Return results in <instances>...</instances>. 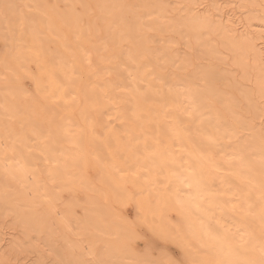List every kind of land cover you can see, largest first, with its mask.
<instances>
[{
	"label": "bare ground",
	"instance_id": "1",
	"mask_svg": "<svg viewBox=\"0 0 264 264\" xmlns=\"http://www.w3.org/2000/svg\"><path fill=\"white\" fill-rule=\"evenodd\" d=\"M57 1L58 0L53 2ZM183 1L185 2L186 0H182V2ZM188 1L189 0L184 3V6L182 5L183 7L181 10L183 11V15L182 13H179L180 15L178 17L175 16V19L177 18L178 20L175 21V23L172 21L167 26L162 25L157 21L158 15L167 10V8H164L165 3L163 4V0H140L141 4L137 2L139 3L138 7L144 13L146 20L148 19L147 22H151V24L148 22L147 26H152V29L157 35L169 30V32L172 31L175 35L179 36L178 40H180V37L183 38L180 40V44L183 40L184 44L188 41V43L190 42L193 46L189 40L191 37L195 42V47H200L199 50L202 49L203 51V53L202 51H200V53L194 52L197 55L192 53V57L193 55H196L199 59L201 57L200 54H204L207 57L206 62H204V58L203 62L199 61L197 58H194L197 60L194 61V59L192 60V57L188 55L189 53H187L189 50L187 52H182L180 50L181 52L179 54L184 53L180 56L176 54L172 55L169 50L171 49L169 48L170 46L163 45L164 48L161 50V54L164 58L169 60L171 65L173 64L174 67L176 66L174 70L176 85L163 88L160 86L162 89H158L159 87L155 84L157 83V79H155V76L153 75L154 73L147 68L148 64L145 65L144 63L145 61H152L153 58L145 47L146 39L144 38V32H142L146 21H143L142 17L140 18L138 14L135 13L136 9H139L137 7L135 9L134 6L136 5L133 4L132 8H127V6H122L123 3L119 0H92L93 10L98 17V25L101 27V30H99L92 25L87 26L85 23L86 26L83 25L77 12L72 11L69 7L63 12L60 10L61 12H56L55 15L53 14V16H50L52 20H46L47 17L44 16L45 14L42 15L43 12L40 11L43 9L41 6L44 7V5H42V0L34 3L32 2V5L34 6L33 9L37 6L36 9H38L39 12L38 14L33 13L34 9L29 15L26 13V17H32L35 14L31 19L33 20L36 16L40 21L38 22L36 19V22H34L35 20L32 22L29 18V21L31 22H24L23 20L28 19L22 18L23 25L25 26L27 23L25 26L27 30L24 27L23 29L26 30L24 33L22 29L25 43L22 44V48L21 46L20 48L24 51L23 53L26 52L25 55H27L29 60H33L32 64L33 62L36 64V75L34 76V71L32 72L33 74H31L33 77L28 74L33 78L32 80L35 84V90L34 88L33 90L35 91V94L33 96H28L26 94L23 95L22 90L19 89L21 92H16L17 99L14 92L15 97L12 96L14 100L9 97L10 101H8V103H6V101L4 105H0V109L3 113L7 116L9 115L11 118H7L9 119L8 123L13 122L16 124L15 131L11 127H2L3 125L0 121V178L2 179H0V205L8 207L12 211V214L17 218L21 233H24L23 235H25L26 238L27 235L29 236V232L33 233V229L34 233H36V231L47 232L49 230L51 233L50 227L47 226L49 223H47V225L44 223L48 214L45 216V212L42 210V212H44L42 215L45 216V218H43L41 212H39L36 207H33L32 204L34 202H44L46 204L44 207H47V211L55 213L53 212L54 200L56 198L58 200L59 197L58 191H56L58 197H56L57 194H55V199L52 197V193H50L53 192L54 184L51 186L52 189H50L52 191L48 188H43L42 181H38L41 178H38V176H40V171H42V175H45L46 173V177L43 176L46 179L49 173L48 177L51 179L50 183L53 180H57V182L64 187H66L65 184H70V188L74 190L80 188L86 192L93 193V196L97 195V197L100 196L102 198L103 179L101 180V177L103 176L112 187L108 190H113L114 193L117 192L115 193L117 194L116 198H118L120 192L123 194V187L126 183H132L138 191L143 190L145 193L150 192V194L153 195L152 200H150L147 194L143 199V194L141 192H139V194L141 193L142 196L138 194L141 199L138 201L139 206L137 207H140L142 214L146 217L150 214H152V216H158L156 214H159L158 210L161 207L171 209L190 223L191 226L195 228L199 238H201L210 248L213 247V238L214 244L218 242L221 245L222 250L225 248L232 254H236L242 264H264V133H262L264 132V125L261 127L263 130L260 129L259 126L258 128L261 131L256 130L255 132L257 135H254L253 132L250 133L252 127L248 126V124L244 125L246 123L241 122L242 125H240L239 129L244 127L245 129H243L245 132L247 129V135L244 134L245 136H243L241 133L243 137L239 136L238 141L234 143L233 140L234 144L232 146L230 144V155L232 160L229 174H226V176L229 178L227 182L231 187L229 193L231 194L230 200L232 201V211L228 214L226 213L227 211L224 210L223 213L232 221L234 232L231 233L225 231L219 227L216 222H210L206 213L200 210V201L198 202L199 204L193 208H191L192 206H189V209L187 210L188 212H186V209H183V207H186L189 203L188 201H183L187 200L186 194H178L175 190L181 180L182 183L189 184V186L186 187L187 192L189 191V193L196 196L197 199L198 192L209 194L210 187L215 183L218 184L210 169L211 166H215L217 163H211L207 157H210L208 155L215 150V146L218 143L217 140L224 135H220L222 132L218 131V126L225 122L221 125L224 126L228 122L229 116L232 118L231 112L229 111H232V108L233 111L235 110L234 108H240L239 103L241 102V99L245 97L242 101L244 103L242 104L241 102L242 105L245 104L243 107L244 109L252 108L255 115L257 112H263L262 115L264 114V109L260 110L261 107L259 108L257 106V98V101L253 98L252 94H254V92H251L255 88L257 97L259 99L264 97V24H257L255 21L256 25L250 24L249 26H246L243 31H239L237 28L238 22L236 23V20L230 18L228 15L224 17L222 14L223 11L221 12L222 8L215 7L212 2L211 4H209V2V5L203 4L204 8L198 10L197 6L194 5L198 0H191V3ZM261 1L264 2V0ZM50 2L51 1H49V3ZM76 2V4H81L80 6L82 7V10H86L85 13H87V9L91 8L87 4V1L85 4H87L88 8H84L85 4L82 3L81 0H77ZM49 3L47 2V4ZM202 3H204V0H199L198 4L202 5ZM67 4H69V2H67ZM54 5L55 4L53 3V6ZM73 5L71 7H73ZM8 7L6 9L13 11V8L11 10V7ZM55 8H52L54 9V12L53 10H51V12L55 13ZM43 11L47 12V10L44 9ZM251 11L254 10L252 9ZM14 15L16 17L17 14L14 13ZM15 17L14 19H16ZM251 18H253L254 22L255 16H251ZM140 21L144 23L142 24ZM12 24L13 23H11V25ZM15 24L16 25L13 27L16 28L17 23ZM140 24L141 26L143 25V28ZM11 25H9V32H11V28H13ZM13 29V32L10 33L12 35H14L13 33L15 32ZM16 30H18V28H16ZM100 33L103 35V39L106 42L117 45L120 40H124L128 45H131L126 53H122V50L120 51L119 49L116 51V54L119 57L118 60L123 61V65H120L121 62L116 65L112 59L106 55H100L98 53L96 55V52H98L100 47L94 46L93 37L100 36ZM18 36H20L19 33H16L13 38L11 36L10 38L16 39ZM21 37L20 43L22 42ZM1 39L3 40L2 37ZM178 40L177 42H179ZM50 43L57 48L53 46L55 49H52L49 45ZM83 44L91 45V64L86 61L82 53L83 49H81V46ZM19 45L20 44H18V47ZM160 48H162V46ZM184 48L182 47V50ZM199 50L197 49L196 51ZM191 51L192 50H190V52ZM19 54L20 53L16 56H19ZM228 57L230 63L241 70L242 80L245 81L249 75L253 76L251 86L253 85L254 87L252 86L251 91L248 90L247 87L244 88L245 85L243 86L242 81L241 83L239 82L240 80L236 82L229 81L230 76L227 72L229 70L224 69L225 67L221 65L222 62L225 63V61L228 60ZM0 58L2 57L0 56ZM5 60L8 59L5 58ZM13 62L14 61H12V63ZM152 62L149 64L153 65L154 70L158 73L157 65L154 64V60ZM19 64L20 63L18 62L16 65L19 67ZM14 68L16 69L17 67ZM103 69L108 74L109 78L116 80L121 85L123 91L110 86V82L108 83L106 80L104 81L103 74H99V71ZM129 70L132 73H129ZM130 74H133V78L130 77ZM196 78L201 80L204 79L203 85L201 82L198 83ZM29 80L31 79L29 78ZM153 80H155V83H153ZM247 80H250V77ZM130 82H132L131 84L133 87L130 86L131 84L129 85ZM217 83L222 86L225 85L227 88L229 87V91L231 90L230 93L233 92V94H231L233 97H229V94L226 96L227 93L222 91ZM178 84L183 88L180 96L185 99L187 102L186 105H183L177 99L178 93L176 87ZM113 91L116 95H121L114 97L115 94ZM109 93L112 94L109 95ZM238 94H242L243 98L239 97ZM7 96H9V93ZM119 97L123 98L122 101ZM114 98H118L119 100H114ZM115 101L123 102L124 109L122 111L114 109V105L118 103ZM155 101L158 103H165L167 112L173 118L170 124L167 125L164 121L160 120L159 111L154 104ZM3 113H1V116ZM110 115H114L113 120L118 121L117 124L119 127H116L115 124H112L111 120L107 119ZM257 115L260 114L258 113ZM220 121H222V123ZM233 124L235 125L234 122ZM181 126L182 128L189 129L187 132L182 131ZM226 126L228 129L231 128V126H228V123ZM255 126L257 125L255 124ZM99 129L105 134L104 137L103 134L101 138L99 137ZM145 129H150V131H153L158 135L156 136L155 134L156 137H152V139L145 138L141 142H136V139L139 137L134 136L139 133L141 134ZM237 129L238 127L236 126L235 131H237ZM234 134L235 133L232 132V136H234ZM236 134H238V132ZM210 136L212 139H208ZM235 137L236 136H234V138ZM173 139L175 142L172 141ZM176 140L178 141V146ZM230 141H232V138ZM249 142H252V146ZM148 143H151L149 146L155 145L156 149L154 151H151V148L148 149ZM64 147H67V149L72 152H70V154L68 153L69 151L65 153L67 149ZM176 147L177 150H175ZM148 150L149 152L151 151V156H149ZM100 151L103 152L102 155L105 153L104 156L107 155L110 160L117 165L118 168L116 171H112L108 166L109 168H105L104 172H102L103 175L101 176L102 163H100ZM39 156L43 157L41 158ZM40 159H46V161H48H43L47 168L46 172L39 169L40 166L38 162L41 161ZM84 163L93 168L99 167L100 175L97 176L96 174L100 180V183H98L99 187H92L90 183L86 182L87 179H85L86 181H83L79 178L73 179L74 177L71 178L70 175L68 177V174L71 173V169L75 171L74 168H77ZM40 165L44 167L41 163ZM43 167H41V169H43ZM45 167L44 169H46ZM183 167L185 168L184 171H182ZM79 168L78 171L80 170ZM143 170H145V172ZM175 171H180V174H175ZM123 172L126 173L124 174ZM143 175H146V179H142ZM221 177H225V174ZM93 179H95V177ZM96 180L98 179L96 178ZM160 180H164L166 184L156 192L155 187L152 185L160 182ZM250 181L256 184V191L259 192V199L255 198L253 192H251V189L249 188ZM223 182L224 180L222 183ZM45 183L46 185H50L49 179L48 182L45 180ZM52 183H54V181ZM109 184L107 183V186ZM10 186L14 187L13 189L10 188L11 191L8 190V187ZM68 191L70 192V190ZM91 193L89 195H91ZM126 195H122L123 198ZM13 197L19 200L25 208L20 204L19 207L23 206L22 208H19L17 206L18 204L15 206L12 199ZM74 198L76 199V197H73L71 201L69 200V203L67 201V205H70L71 203V206L73 207L74 205L72 204L74 201L72 202V200ZM119 198L121 199V196ZM127 198L129 199L130 196H127ZM132 200H134V197ZM118 201L119 200H117V203ZM88 205L90 211L83 212L85 214H83L84 218L86 214H89L88 218H85L86 221H89V226H87V228L92 229L96 226H102L105 228L106 224L104 222V216L107 214H104L105 209L103 208L105 207L103 206L102 208L95 205L94 202H90ZM251 206L253 208H251ZM133 207L136 208L135 205ZM68 208L69 207L67 206L66 210H62V213L58 211L61 213V217L62 215H65L64 212L67 211ZM161 212L163 211L161 210L160 213ZM70 213L73 214L71 217L72 220L76 216L72 210ZM67 215H65V218H63L64 216L62 218L65 219V221L68 220L67 222L69 223V219L66 220ZM109 215L113 217V213L111 215L110 212ZM109 215H107V217ZM48 217L50 216L48 215ZM111 217H108V219L112 220ZM61 219V223L59 221L57 224L64 226L66 222H63V219ZM142 219L140 218L141 221ZM115 220L117 219H114L113 221ZM122 220L124 219H121L120 221L118 220V222L120 223ZM113 221H110V225L114 223ZM81 222L83 223L84 221ZM114 224L115 226L118 225L119 228L120 226L121 228H125L126 232L128 231L125 226L121 225L123 223L119 225L116 222ZM65 225L68 226L69 224ZM152 225L153 224H151V226ZM54 226H52V230ZM164 226L165 225H155L154 229H158V233L159 230L164 231ZM56 227H58V225ZM65 227H63V233ZM121 228L119 231L117 228V231L120 232ZM150 228L151 227H149V230ZM169 228H174V226ZM204 228L212 232L211 239L206 237V233L203 232ZM60 229H62V227ZM115 229L116 227L114 230ZM106 230H108V228ZM151 230H153V228ZM171 230L172 229H167L169 232ZM96 231L98 232V234L96 233L97 236H99V232L102 230L97 229ZM123 231H121V234H123ZM60 232H62V230ZM103 232H101L100 235H102ZM130 232H128V234ZM171 233H176V236H174L175 238H172L175 239L174 242L176 241L182 246L184 238L180 236L181 234H178V231L175 228L173 232H170L169 234ZM128 234L125 233L124 235ZM68 236H71V232ZM49 238H51V235ZM98 238L99 241H105L104 239H101V237ZM161 240L164 239L162 238ZM169 240L167 239V241ZM52 243L54 242L52 241ZM69 243L71 244L70 241ZM120 243H118L119 246H122ZM67 245L69 246V244ZM73 246L74 245L72 244L70 249H72ZM54 251L55 250H53V252ZM60 252H62V250ZM104 253L105 252H103V256L106 255V253L105 255ZM99 255H97V257ZM70 256L72 255L70 254ZM78 256L79 255H73L72 257L75 258ZM59 257L57 255L58 260ZM97 257L95 260H97ZM100 257H98V259H102V256ZM61 259H63V257ZM82 260L83 259L80 261L78 259H70L69 261L71 263L74 262V264H86V261L83 262ZM104 261L106 262V259ZM97 262L100 264L98 260ZM105 262L101 264H106ZM203 263H205V261H203ZM215 264L225 263L216 261Z\"/></svg>",
	"mask_w": 264,
	"mask_h": 264
},
{
	"label": "rangeland",
	"instance_id": "2",
	"mask_svg": "<svg viewBox=\"0 0 264 264\" xmlns=\"http://www.w3.org/2000/svg\"><path fill=\"white\" fill-rule=\"evenodd\" d=\"M37 1H40V0H37ZM37 1L36 0L35 1L34 0L33 1L32 0H3V1L0 0V56L2 57V58H0V93H1L0 94V105H2V104L4 105L6 101H7L6 103H8V101H10V99H13L12 96H14V92L16 94L17 91L21 92V90H22V94L23 95L26 94L28 96H33L35 94V91H34L35 90V88H34L35 84L33 83V80H32L33 75H31V74H33L32 72L34 71V76L36 75V64L34 62L32 64L33 60H29V58H27V55H25L26 52L23 53L24 51L21 50V48H22L21 45L25 43V40L23 39L24 35L22 34V32L24 31V33H25L27 30V28L25 27L27 25V23L26 24L24 23L25 24V26H24L23 22H22V18L26 19L27 18L26 13L29 15V13L33 12L32 10H34V9L35 10L33 13L38 14L39 11H38V9H36V7H37L35 5L36 3L34 4L36 6L34 9H33L34 6L32 5L34 2H37ZM49 1H51L52 3L51 2L49 3ZM53 1H56V0H53ZM53 1L52 0H42V5H44V7H46V8H44L43 6H41V8H43L44 10H47V12L43 11V9L40 11L43 12L42 15L45 14L44 16L47 17L46 20H48V19L50 20L51 19L50 16H53V14L55 15L56 12H59L60 10L63 12L64 10H67L69 7L70 9H72V11L77 12V14L80 16V20H81V23H83V25H85V24L87 26L92 25L96 29L101 30V27H99L98 22H97L98 17L96 16L95 11L93 10L92 0H90V1L86 0L88 2L87 4L89 5V7H91L90 9H87V13H85L86 10H82V7L80 6L81 4H79L80 1L78 4H76L77 0L76 1H74V0H70V1L69 0H60L59 1L58 0L57 2H53ZM63 1H65V2H63ZM66 1L69 2V4H67ZM81 1L84 4L86 3L85 0H81ZM119 1L121 3H123L122 6H127V8H130V7L132 8L133 4L136 5V6H134L135 9H136V7L139 8L138 6L140 3V0H119ZM192 1H194V0H192ZM192 1L189 0L188 2L191 3ZM195 1H197V0H195ZM47 2L50 5L47 4ZM137 2H139V3H137ZM185 2L184 1L182 2V0H167V1L163 0V4L165 3L164 8H167V10L164 13L158 15L157 21H159L160 24L165 25V26L169 25V23H171L172 21H174V23H175V21L178 20L177 18L175 19V16L178 17L181 13L183 15V11L181 9L184 6ZM211 2L213 5H215V7L222 8L221 12L223 11L222 14L224 17H226V15H228L230 18L235 19L236 23L238 22L237 28L239 31H243V29L246 26H249L250 24H253V25H256V23L257 24H260V23L264 24V18H263L264 17V2L261 0H216V1L215 0H213V1L212 0H206V1L204 0V3H202V5L198 4L199 3V0H198V2H195L194 5L197 6V8L199 10V9L204 8L203 6L205 4L209 5V4H211ZM5 3H7V4H5ZM53 3L56 5V6L55 5L54 6L58 10L53 6ZM71 4L72 5L74 4L73 7H71L72 6ZM87 4H85L84 8L85 7L88 8ZM143 4L145 5L144 2H143ZM47 5H48V7H47ZM251 5H253V6H251ZM8 6L11 7V10L13 8L14 13L17 14L16 17L14 15L13 11H10V9H6ZM10 7H8V8H10ZM50 7H51V9H50ZM52 8H55V10H56L55 13H53L54 9H52ZM4 9H6L7 11ZM135 9H134V11H135ZM175 9H177V10H175ZM252 9L254 11H251ZM51 10H53V12H51ZM175 11H177V12H175ZM48 13H49V16H48ZM135 13H137L140 18L142 17L143 21H146L145 23L143 22L145 24L144 28L142 27L143 25L141 26V24H140V26L143 28V30L142 29L141 30H142V32H144V38L146 39L145 47H146L147 51L150 53V55L152 56V58L154 60V64L157 65L158 73H156V71L154 70V66L149 64L153 60L150 62L145 61L144 63H145V65L148 64L147 68H149L151 70V72L154 73L153 75L155 76V79H157V81H156L157 83H155V80H153L154 81L153 83H155L156 86L159 87L158 89H160L161 87L163 88V87H170L171 85H176V76H174V70H175L176 66L174 67L173 64L171 65L169 60L164 58L163 55L161 54V50H163V48H164L163 45H165V46L169 45L170 46L169 48H171V49H169L171 54L172 55L176 54L179 56L181 54H184V53L179 54L181 51L187 52L189 50V52H187V53H189L188 55H190V57H192V53L193 54H196L194 52L200 53V51H202V49L199 50L200 47L199 48L195 47V45H194L195 42L193 41V39L191 37L189 40L191 41L193 46L190 44V42L188 43V41H186L185 42L186 44H184L183 40L180 44V40L183 38L180 37V40H178L179 36L175 35L172 31L169 32V30H167L166 32H163L162 34L157 35L156 32L152 29V26H147L149 21L147 22L148 19L146 20V17L144 16L143 11L140 10V8H139V9H136ZM10 14L11 15L13 14L12 15L13 17ZM176 14H178V15H176ZM31 15H33V14H31ZM44 16H43V18H44ZM251 16L252 17L255 16L254 22H253V18H251ZM14 17L16 19H14ZM32 17H28L27 18L28 20H23V21L27 22V21H29V18L31 19ZM128 17H130V16H128ZM180 17H182V16H180ZM260 17H261V19H260ZM36 19L38 20V18H36V16H35V18L33 19V20H35L34 22L37 21ZM241 19H242V21H241ZM33 20L31 19L32 22H33ZM31 21H29V22H31ZM39 21H40V19L38 20V22ZM255 21H256V23H255ZM11 23H13V24L11 25ZM15 23H17L16 28H18V30H16V28L13 27L16 25ZM20 23H21V26H20ZM140 23H142V22L140 21ZM149 23L151 24V22H149ZM9 25H11L14 28V29L11 28V32H13L12 31V29H13L16 33H19L20 36L16 37V39H12L16 33L14 32L13 33L14 35L10 34L11 32H9V30H10ZM22 25H23V27H22ZM24 27L26 28V30L23 29ZM22 29H23V31H22ZM19 30H20V32H19ZM5 35L7 36V38ZM10 36L12 38H10ZM1 37L3 38V40L1 39ZM20 37L22 38L21 43H20ZM15 40H18L19 42L15 41ZM177 40L179 42H177ZM16 44H17V46H16ZM18 44H20L19 47H18ZM93 44H94V46L100 47L98 52H96V55H97V53L100 55L101 54L106 55L107 57H110L116 65L119 64V62H121V63L123 62V61L118 60L119 57L117 56L116 51H118V49H119L120 51L122 50V53H126L128 51V48H130V46H131V45H128V43H126V41H124V40H120V42H118L117 45L113 44V43L106 42L103 39L102 34L100 36L93 37ZM49 45L52 49L55 47V45H53L52 43H50ZM189 45L192 47H190ZM20 46H21V48H20ZM161 46H162V48H160ZM182 47L183 48L185 47L184 48L185 51H184V49L182 50ZM55 48H57V47H55ZM189 48H191V49H189ZM81 49H83L82 53H83L86 61L91 64L92 63L91 45L83 44L81 46ZM197 49L199 51H196ZM190 50H192V51L190 52ZM159 52H160V54H159ZM18 53H20L19 56H16V55H18ZM202 53H203V51H202ZM263 54H264V50H263ZM196 55L195 56L193 55V57L191 59L192 60L194 58L196 59L197 58ZM14 56H16V57H14ZM200 56H198L200 58L199 59L197 58V59L199 61L203 62V58H204V60H205L204 62H206L207 57L204 54H200ZM23 57H24V59H23ZM5 58L8 60H5ZM12 58H13V60H12ZM15 58L20 63L19 67L16 65L18 62L15 60ZM20 58H21V60H20ZM25 58H27L28 60ZM195 59H194V61H197ZM12 61H14L13 62L14 66H13ZM15 62H16V64H15ZM89 63H87V64L90 65ZM121 63H120V65H123V63L122 64ZM223 63L224 62H222L221 65L225 67L224 69L229 70V71H227L229 76H230L229 81L230 82H236V81L240 80L239 82L241 83V81H242V85L243 86L245 85L244 88L247 87V89L251 91L252 86H253V85L251 86V80L253 79V76L249 75L248 78L250 77V80H247L248 78L247 79L245 78L246 79L245 80L246 82H245L244 80H242L241 70L239 68L235 67V65L230 63L229 57H228V60L225 61V63H224L225 65ZM29 64H31V65H29ZM110 64H111V62H110ZM33 65H34V67H33ZM20 66H21V68H20ZM125 66H126V62H125ZM14 67H17L19 71L17 70V68L15 69ZM13 68H14V70H13ZM23 71H24V73H23ZM129 73H132V72L129 70ZM28 74L31 75L32 77L29 76ZM99 74H103L104 81L106 80L108 83L110 82L111 83V85L109 84L110 86H113V87L117 88L118 90L123 91V88L121 87V85L116 80L109 78L108 74L105 72L104 69L99 71ZM28 77L31 80H29ZM130 77L133 78V74H130ZM198 79L199 78H196V81L198 83L201 82L203 85L204 79L203 80L199 79V81H198ZM131 83L132 82H130L129 85ZM218 85H219V88L222 89V91L227 93L226 96L229 94L228 95L229 97H233V96H231V94H233V92L230 93L231 90L229 91V89H228L229 87L227 88L225 85H223V86L220 84H218ZM130 86L133 87L132 84ZM33 88H34V90H33ZM19 89H21V90H19ZM176 89H177V93H178V96H177L178 101L180 103H182L183 105H186L187 102L185 101V99H183L182 96H180V94L183 91V88L181 87V85L178 84ZM8 91H10V92H8ZM251 92L252 93L254 92V94H252L253 98L255 100L257 98V100H258L257 103L259 105L257 104V106L259 108L261 107L260 110L261 109L263 110L264 109V97L259 99L257 97V92L255 91V88ZM8 93H9V96H7ZM113 93H114V91H113ZM111 94L109 93V95H111ZM114 94H115L114 97L121 95V94L116 95V93H114ZM252 95H251V97H252ZM15 96L17 99V94ZM238 96L243 98L242 94H240V95L238 94ZM9 97H10V99H9ZM121 97H119V98H121ZM122 99L123 98H121V101H122ZM244 99H245V97L243 99H241L240 101L242 102ZM114 100H119V99L114 98ZM115 102H118V101H115ZM241 102L239 103L240 108H237V109L234 108L235 109L234 111L232 108V111H229V112H231V115H232V118H231V116L228 117V122H227L228 126L229 127L231 126L230 129H228V127L226 126L227 123L224 126H221L225 122L222 123V121H220L222 124H220V126H218V131L222 132V134H220L221 136L223 134L224 135L217 140L218 143L215 146V150L210 155H208L210 157H207V158H209L211 163H213V162L217 163L215 166H211L210 169H211L212 173L214 174L213 176L215 177L218 184H216L214 182L215 184L210 187L209 194H206L204 192H198L199 194L197 195V199H196V196L190 194L189 191L187 192L186 187L189 186L188 183L184 184L180 180L178 183V187L175 189L178 194H181V195L186 194L187 200H183V201L189 202L186 207H183L184 210L186 209L185 210L186 212H188L187 210L189 209V206L190 207L192 206L191 208H193V207L197 206L199 204L198 202L200 201L201 202V205H199L200 210H202L206 213L208 220L212 223L216 222V224L219 225V227H221L223 230L231 232V233L234 232V228L232 227L233 223L230 220V218L225 216L223 213L224 210L227 211L226 213H228V214L232 211L231 210L232 201L230 200L231 194L229 193L231 190V187H230V184L227 182L229 178L226 176V174L227 175L229 174V169H230L231 160H232L231 155H230V144L232 146L236 141H238L239 136L247 135V129H246V132L244 130L245 128L242 126H241L242 129H239L240 125H242L241 122L246 123L244 125L248 124V126H251L252 130L250 131V133L253 132L254 135H257V133L255 131L256 130L261 131L260 129H262L261 127H263V125H264V114L262 115L263 112H257V114L259 113L260 115H257V114L255 115V112H254V110H252V108L251 109L250 108L244 109L243 107L245 104L242 105L244 102H242V104H241ZM122 103L121 102L116 103L114 105L115 106L114 109L122 111L124 109V106ZM154 104L157 106V110L159 111L160 120L164 121V123H166L167 125L170 124L172 122L173 118L167 112L166 107H165V103H162V102L158 103L155 101ZM1 113H3L2 110L0 111V121H1V124L3 125L2 127H4V128L11 127L12 129L15 130L16 124H14L13 122L8 123L9 119H11L10 116L9 115L7 116L5 113H3V115L1 116ZM5 116H7V117H5ZM206 116H208V115H206ZM7 118H9V119H7ZM113 118H114V115H110L107 117L108 120L112 121V124H115L116 127H119L117 124L118 121L113 120ZM230 119L231 120L233 119V120L231 121ZM260 121H261V123H260ZM233 122L235 123V125L233 124ZM255 124L257 126H255ZM236 126L238 127L237 131H235ZM178 129H179V127H178ZM188 129L189 128H186V129L182 128V126H181L182 131L187 132ZM263 129H264V127H263ZM148 131H150V129H145V130H143V132L141 131L142 132L141 134L139 133V134L135 135L134 137H137V136L139 137L138 139H136V142H141L145 138L152 139V137L155 138L158 135L153 131H150V132H148ZM232 132H234L235 134L238 132V134H236V135L234 134V136H236L235 138H234V136H232ZM241 133H242V135H241ZM262 133H264V132H262ZM99 134H100L99 135L100 138L102 137V134H103V137L105 135L103 132H101L100 129H99ZM155 134H156V136H155ZM249 135H251V134H249ZM231 138H232V141H230ZM208 139H212V137L210 136ZM233 140H234V143H233ZM172 141L175 142L174 139ZM177 143H178V141L176 140V144ZM249 143L252 146V142H249ZM149 144H151V143H148V149L151 148V151H154L156 149L155 145H150L151 146L150 147ZM1 146H2V144H1ZM177 146H178V144H177ZM64 148L67 149V147H64ZM173 150H174V148H173ZM175 150H177V147L175 148ZM151 151L149 152V150H148L149 156H151ZM67 152L70 154V152H72V151L67 149L65 153H67ZM102 153L103 152L100 151V163H102V165H101L102 166L101 176L103 175L102 172H104L105 168L110 167V169L112 171H114V170L116 171V169L118 168L117 165H115V163L112 162V160H110V158L107 155L104 156L105 153H104V155H102ZM39 157L42 158L43 156H39ZM105 159H107V160H105ZM44 160H41L42 162L41 161L38 162V160H37V162L39 163V166H40L39 169L44 170V172H46L47 168L45 167L44 162H48V161H46V159H44ZM40 163L42 165H44V167L46 169H44V167L41 166ZM106 164H107V166H106ZM114 165H115V167H114ZM41 167H43V169H41ZM79 167H81V168H79ZM78 168L81 171L80 170L78 171ZM74 170L75 171H73V169H71V173L68 174V177L70 175L71 178L74 177L73 179L79 178L83 181H86L85 179H87L86 182L90 183V185L92 187L93 186L99 187L98 183H100L99 182L100 180H99V177H97L100 175L99 174V167L93 168V167L86 165L84 163L82 165H79L77 168H74ZM184 170H185V168L183 167L182 171H184ZM143 171L145 172V170H143ZM180 171H175L174 173L180 174ZM41 172L42 171H40V173H39L40 176H38V178L39 177H41V178L38 181H40V180L42 181L43 188L44 189L48 188L50 190V189H52L51 186L54 184L53 185L54 186L53 192H50V193H52V195H53L52 197L54 199H55V194H57L56 197H58V193H59L58 200H57V198L55 199L57 201L54 200V211L53 212H55V213L48 212L47 207H44V205L46 206V204L44 202H42V203L34 202L32 204V206L36 207V209H38L39 212H41V215H42V213L45 212V216L47 214L50 216V217H48V215H47V218L45 219L46 221H44V223L46 225H47V223H49V225H47V226L50 227L52 234L50 233L49 229H48L49 231H47V232L43 230L44 232L36 231V233H34V231H33L34 229H33L32 230L33 233L29 232V236L27 235V238H26L25 235H23L24 233H21V231H20L21 229L18 225L17 218L12 214V211L8 207L0 205V264H62V263L63 264H66V263L67 264H74V262L71 263L69 261L70 259H73V260L78 259L79 261L81 259H83L82 261L83 262L86 261V264H88V263L92 264L93 262H94L93 264H95V263L98 264L97 260L101 264V263L105 262L104 261L105 259H106V262H105L106 264H114V263L115 264H215L216 261H221V262H224L225 264H242L239 261V258L236 254H232L231 252L227 251L225 248L222 250L221 245L218 242H216L214 244V239L212 238V232L210 230L204 228L203 232L206 233V237L208 239L212 238V244H213L212 246L213 247H211V248L208 245H206L201 238H199V236L196 233L195 228H193L190 223H188L186 220H184V218L182 216H180L178 213H176L175 211H173L171 209L161 207L158 210L159 214H156L158 216H155V215L152 216V214H150L149 216L146 217L144 214H142V212H141L142 210L140 209V207H137V206H139L138 201L141 199L140 196H142V194L144 196V197H142V199L148 195L150 200L153 199V195L150 194V192L145 193V192H143V190L138 191L132 185V183H126L125 184V186L123 187V190H124L123 194H121L122 192L119 193V195L121 196V199L119 198L120 197L119 195H118V198H119L118 199V198H116L117 194H115L117 192L114 193L113 190L112 191L108 190L111 186H110L109 182L105 178H103V176H102L101 177V180L103 179L102 180L103 181L102 182V196H103V198H102L100 196L97 197V195L93 196V193L86 192L85 190H82L80 188H78V190L77 189L74 190V189L70 188V184H65L67 187L66 188L62 184L60 185V183L57 182V180H53L54 183H52L53 181L50 183L51 179H50V177H48L49 171L47 172L48 173L47 179L45 178L46 173H45V175L44 174L42 175ZM119 172H120V170H119ZM123 173L125 174L126 172H123ZM96 174H97V176H96ZM224 174H225V177H221ZM43 176H45V177H43ZM94 177H95V179H93ZM142 177H141L142 179H146V175H143ZM96 178L98 180H96ZM48 179H49L50 185H46V183H45V180H46V182H48ZM223 180H224V182L222 183ZM55 181H56V183H55ZM92 183H93V185H92ZM107 183L109 184L108 186H107ZM57 184H58V186H57ZM165 184L166 183L164 182V180H160V182L154 183L152 186L155 187V191L158 192L160 190V188L163 187ZM249 185H250L249 188L251 189V192H253L254 197L258 198L259 192L256 191V184L254 182L250 181ZM59 186H60V191H59ZM8 188H9L8 190L11 191V189H13L14 187L10 186ZM56 189H58V190H56ZM67 189L70 190V192ZM252 189H253V191H252ZM49 190H47V191H49ZM64 190L68 191V192H65ZM50 191H52V190H50ZM56 191H58V193ZM42 192H44V191H42ZM73 192H74V194H73ZM78 192H81V193H78ZM124 192H125V194H124ZM139 192H141L142 194L141 193L139 194ZM90 193H91V195H89ZM135 193L137 196L135 195ZM126 194H128V195H126ZM84 195H85V197H84ZM122 195L123 196L126 195V196L123 198ZM127 196H130V198L128 199ZM73 197H76V199L74 198L72 200V202L74 201L72 204L74 206L72 207L71 203H70V205H67V201L69 203ZM87 197H89V198H87ZM133 197H134V200H132ZM12 199H13V202L15 203V206H16V204H18L17 205L18 207L20 205H23L19 200L15 199V197H13ZM100 199H102V200H100ZM117 200H119L118 203H117ZM90 202H92V203L94 202L95 205H98L102 208H103V206L105 207V208H103V209H105L104 214H106V213L107 214L104 216L105 218L104 217L103 218L105 219L104 222H105L108 230H106L107 229L106 227H105L106 228L105 229L102 226H98L99 228L96 226L95 228L93 227L92 229L87 228V226H89L88 225L89 221H86L85 218H88L89 214H86V216L84 218L85 214L83 212H85V211L89 212L90 211L89 205H88V203H90ZM65 203H66V205H65ZM76 204H78V205H76ZM134 205L136 206L137 209L135 207H133ZM23 206H21L19 208H22ZM67 206L69 207L67 209L68 212L65 211L64 214L65 215L70 214L69 218H68V215L66 218V220L69 219V223L67 222L68 220L65 221V219H63V218H65V215H62V217L64 216L63 218L61 217L62 210L63 211H64V209L66 210ZM76 206H78V207H76ZM4 208L7 210H5ZM24 208H25V206H24ZM45 208H46V210H45ZM251 208H253V207L251 206ZM55 209L57 211V214L59 212H61L58 214V217H57ZM69 209H70V212L72 210V212L75 214V216H76V217H74L75 219L73 218L71 220V217L73 214H71L69 212ZM183 209H182V211H183ZM9 210H10V212H9ZM42 210L44 212H42ZM161 210L163 212L160 213ZM110 212H111V215L113 213V215H112L113 217H111L109 215ZM51 214H52V216H51ZM107 215H109L108 217H111L112 220H109ZM114 215H116L117 217ZM45 216L42 215L43 218H45ZM82 217H83V219H82ZM118 217H120V218H118ZM156 217H157V219H156ZM162 217H163V219H162ZM59 218L63 222H66L65 224H67V225L69 224V225L66 226L63 223L64 226H62V225L60 226V224H57V222L60 221ZM140 218L141 219L144 218L145 220L142 219V221H141ZM106 219L108 220V222ZM114 219H117V220L113 221ZM121 219H124V220H122L119 223L118 220L120 221ZM81 221H84V222L82 223ZM110 221H113L114 223L117 222V224H119V225L121 223H123L121 225L125 226L128 231L126 232L125 228H121V226H120L121 230H120V232H118L120 229L119 226L118 225L115 226L114 223H113L114 225L112 223H111L112 225H110ZM54 222L58 225V227H56L57 225ZM150 222H151V224H153L152 226H151ZM60 223H61V221H60ZM82 225H83V227H82ZM155 225H165L164 231L159 230V232L157 233L158 229H154ZM52 226H54L55 229L53 227V230H52ZM65 226L67 227V229ZM84 226H85V229H84ZM171 226H174V228L178 231V234H181L180 236H182L184 238V241H182L183 242L182 246L179 245L176 241L174 242L175 239H173V238H175L174 236H176V233L169 234L170 232H173V230H174V228H169ZM61 227H62V229H60ZM63 227H65V229H66V230L64 229V233H63ZM113 227L114 228L116 227V229L114 230ZM149 227H151L150 230H149ZM117 228H118V231H117ZM152 228H153V230H151ZM166 228L169 230L170 229H172V230L169 232V231H167ZM97 229L102 230L99 232V236H97V234H98V232L96 231ZM123 229H124V231H123ZM61 230H62V232H60ZM103 230L105 233L103 232ZM52 231L54 232V234ZM65 231H66V233H65ZM121 231H123L122 232L123 234H121ZM70 232H71V236H68ZM101 232H103L102 235H100ZM128 232H130V233L128 234ZM89 233H91V234H89ZM125 233H127L128 235H124ZM66 234H68V235H66ZM50 235H51V238H49ZM94 236H96V237H94ZM98 237H101V239H104L105 241H102V240L99 241ZM162 238L164 240H161ZM51 239H53V240H51ZM167 239L168 240L170 239V240L167 241ZM52 241L54 243H52ZM69 241L71 242V244L69 243ZM72 242H74L76 245L78 244L79 247H78V245L76 246ZM118 243H120V245L122 244V246H119ZM67 244H69V246ZM72 244L74 246L72 249H70V246L72 247ZM56 249H58V250H56ZM112 249H113V251H112ZM53 250H55V251L53 252ZM61 250H62V252H60ZM57 251H58V254H57ZM59 252H60V254H59ZM67 252H69V253H67ZM101 252H102V254H101ZM103 252L106 253V255L104 253L105 256H103ZM54 254H56V255H54ZM70 254L72 256L73 255H75V256L81 255L82 258H81V256L74 258V257L70 256ZM57 255H58V257L62 256L63 259H61L62 257L61 258L59 257V260H58ZM97 255H99L98 257L102 256V259H100L101 258L100 257L99 258L100 260H99ZM68 256H69V258H68ZM96 257H97V260H95ZM65 258H66V260H65ZM101 260H102V262H101ZM203 261H205V263H203ZM111 262H113V263H111Z\"/></svg>",
	"mask_w": 264,
	"mask_h": 264
}]
</instances>
